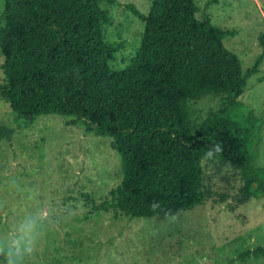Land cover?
I'll return each mask as SVG.
<instances>
[{"label":"trees","instance_id":"1","mask_svg":"<svg viewBox=\"0 0 264 264\" xmlns=\"http://www.w3.org/2000/svg\"><path fill=\"white\" fill-rule=\"evenodd\" d=\"M103 1L116 2L6 0L0 90L13 111L31 119L74 115L88 132L112 136L124 179L103 206L130 218L179 216L208 196L196 186L213 141L223 149L214 158L242 171V201L263 197L264 166L254 162L262 119L239 100L258 64L244 71L240 56L227 47L224 39L236 32L214 24L210 2L201 9L196 0H152L148 13L128 4L145 31L132 62L112 71L110 60L125 44L106 42L110 15ZM213 93L225 94V105L194 132L186 103ZM253 254L264 255V247L240 257Z\"/></svg>","mask_w":264,"mask_h":264},{"label":"rangeland","instance_id":"2","mask_svg":"<svg viewBox=\"0 0 264 264\" xmlns=\"http://www.w3.org/2000/svg\"><path fill=\"white\" fill-rule=\"evenodd\" d=\"M196 2L201 9L210 2L214 24L236 32L224 41L240 56L244 71L258 64L239 100L262 119L254 162L264 166V0ZM128 4L148 13L152 0L102 2L110 15L103 27L106 42L125 44L110 60L112 71L132 62L145 31V21ZM5 5L0 0V42L6 33ZM197 15L202 18V11ZM4 62L0 46V85ZM224 96L187 101L194 132L225 105ZM0 128L5 130L0 137V237L24 216L37 218L39 225L37 250L25 264H264L262 254L240 257L264 247V196L242 201L240 169L206 157L203 181L196 187L209 195L193 209L165 219L130 218L115 206H103L124 179L112 136L88 132L74 115L31 119L18 114L1 90Z\"/></svg>","mask_w":264,"mask_h":264},{"label":"clouds","instance_id":"3","mask_svg":"<svg viewBox=\"0 0 264 264\" xmlns=\"http://www.w3.org/2000/svg\"><path fill=\"white\" fill-rule=\"evenodd\" d=\"M222 150V146L213 141L209 143L204 155L212 158ZM153 207L155 208V205ZM38 228L37 218L24 216L5 236L0 237L2 264H25L26 259L37 250Z\"/></svg>","mask_w":264,"mask_h":264}]
</instances>
